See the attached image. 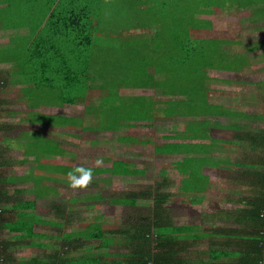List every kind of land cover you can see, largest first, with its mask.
I'll return each mask as SVG.
<instances>
[{"label": "rangeland", "instance_id": "obj_1", "mask_svg": "<svg viewBox=\"0 0 264 264\" xmlns=\"http://www.w3.org/2000/svg\"><path fill=\"white\" fill-rule=\"evenodd\" d=\"M50 1L52 0H44L43 2L39 0V2H37V6L41 9L44 16L50 12H48L47 8V4ZM165 1L167 0H90V21H92L94 24L93 32L91 31V33H94L92 44H90L91 49L88 45L84 50H82L79 45H76L74 41L75 36L72 34L67 35L65 42L59 41L61 47H65V55L68 56L69 61L72 59L71 57L74 51H78V58L79 55L83 56L84 58L91 57L90 65L88 67L86 65L80 67L79 64L77 65L74 62H71L69 65H67L62 63L61 58L59 57V66L47 67L48 75H51V77L54 79L52 82L46 80L43 81L42 78L44 77V70H42L41 67L34 68L38 70L33 72L32 76L40 80L39 83L41 85H45L41 87L42 91L38 93L35 98L36 100H45L46 103L50 104V106L40 109L44 112L36 114V119H38L40 123H43L49 122L51 116L56 114H64L68 117L72 116L70 117L72 118V124L62 126L60 128L49 126L46 127V129H49L51 132H47L54 136H59L57 132L58 130L64 131L67 134V136L64 135L62 137H58V140L63 141L64 139H73L72 142H68L70 144L69 148L72 150V152H70L71 155H69L70 157L67 159L75 160L73 156V153L75 152L78 165L71 162L65 164L61 161H49V158L46 157L47 152L42 151V149L48 148L53 150L58 147L56 144L58 142L55 143L54 140L49 138H41V142L43 143L44 141V143L38 145L32 144L31 141L27 142L29 135H31L28 130H37L38 126L30 124V122H23L16 118L20 117L17 113L32 114L26 113L34 112L30 109L31 105H26V103L20 102H15L14 104L0 103V118H3L0 120V123H5V129L1 130L0 128V150L2 149L1 154L5 157L11 156L15 159H21L20 154L22 151H25L26 154L31 152L33 153L34 151H37L39 154H41V156H39V166L37 168L32 167L28 168L29 170H27L29 163H22L21 166L14 168H0V174H20L25 171V180L32 179L37 190L50 191L53 193L51 196L49 195L45 199L39 200L38 213L46 218L50 217L51 219H56L55 216L59 215L58 208L61 207L65 210L63 214L64 222L69 220L70 222L73 221L71 224L69 222L70 225L64 226L61 231L56 230V228H51V226L61 227L60 224H50V222L47 221L49 224L48 226H40L41 229H43V232L49 233L53 236H58V234L60 235V232L61 235L62 233L64 235L65 233L74 230L77 226L79 228L81 226V222H83L84 219H92L93 217H98L101 215L105 217V223L107 225H112L114 227H117L118 225L129 226L143 219L150 218L153 220L155 219L154 213L156 210L150 209L146 206L126 207L123 205H118L112 201L114 197H119L123 194L131 193L132 191L135 193H141L143 190L152 192L153 196H158L160 194L163 196L171 195L169 200L163 201L164 204L162 207L157 208L160 209V212H162L164 218H167L168 221L171 220V222H173L175 225L185 222L202 224L203 222H208L203 221V217L205 219L210 217L213 220L217 218L218 215L215 208L217 204L215 199H218L217 203L222 200V195L221 197H218L219 193H212L211 197L216 198H211L213 201L210 200L208 202V205L211 206L210 208L216 211L213 212L210 208V210H207L208 207L202 211L198 210V207V209H196L195 207L182 204L183 200L190 199L191 197L195 196L192 194H186L185 196V194L179 192V189H182L180 188L182 186L181 181L175 180L173 185L164 184V182L168 179L173 181V179L169 177L170 173H166V171L170 170L173 166V163L177 160L182 159L184 162L182 165L187 166L184 168L187 172H189L188 180L192 175L197 173L201 174V172H203L201 169L203 165H199L200 163L196 164V162L192 161V159L198 157L193 153H190V156H193V158L189 162L186 157L159 153L155 149L156 145L167 144L176 141V139L167 140L165 138H159L157 137L158 135L162 136L172 133L176 134L182 130L183 126L186 128V131H189L194 124L193 122L189 121L192 119L191 117L162 118L157 115L158 117L153 122H146L148 126H146V124H142L143 122L139 121L138 124H140V126L131 128L127 127L124 129V131H122L123 129H119L107 132L108 130L95 129V127L99 126V124H102V120L100 119L103 117H106V120L108 121L110 118L112 119L114 115H117V112H113L112 104H109V106L107 105V108L101 109L103 104L102 102L104 101L103 97L105 94H107V91L103 89L104 86L107 84V82H110L112 86L116 83L123 82V73L129 74L133 71L132 67H123L120 65L122 61V57L120 56L122 53L120 52H122L123 49H130L136 40L140 43L148 42L147 39H154L153 41L156 40L157 42L161 40L163 42L164 33H167L174 24L172 17L173 8L176 9L178 6H183L188 9L186 14L185 12H181V18H184L185 14L186 21H191L197 15L201 19H203L201 16L206 17L205 13L207 10H200L201 8L206 7L208 9H213L214 11L217 9L218 12L215 13V17L213 18V28L202 30L201 34H196V37L201 36L229 40L228 44L225 45L229 56L227 53H225L221 57L217 56L213 59L214 63H217L222 67H214L215 69L207 67L205 71L203 70L204 75L206 74L207 77L210 76L212 78L210 101L212 103L229 105L226 107L228 113L233 112L235 108H240L235 112L241 113L242 111H245L249 116H247L248 118L245 119H223L213 117L212 122L214 125L218 126L220 125L219 123L237 124L238 126H241V130H239V132H247L253 135L259 129L264 127V0H168L167 11L162 9L164 6L163 3ZM161 11H164L166 16H160L158 12ZM156 14H158V17ZM156 28H158L156 33H159L160 37L154 32ZM11 37L12 34L10 31L0 32V52L3 51V56L12 48L15 49V47L21 44V42L15 41L16 39L10 40ZM10 41L11 43H9ZM128 42L130 48L126 46ZM117 44L119 46L118 48H116ZM144 48L147 49V46H144ZM203 48L208 49V46H203ZM135 50L139 51V48L136 49L133 47V53ZM61 53H63L62 48ZM236 55H239V57L243 56V58L241 60L239 59L238 61H235L234 58L238 57ZM205 61H207V59H205ZM49 62L54 64L52 59H50ZM86 68L88 71L87 77L91 78V82L88 83L87 81L89 86L87 92L91 102L88 104H78V107H62L61 105H58V101L61 100L62 102L61 97H63V94H61L62 88L60 87H71L72 84L78 82L76 79H71L70 82L63 81V77L66 76L64 72L69 73L71 76L73 73ZM14 69L16 70V67H14ZM150 70L151 69L149 68L147 72H150ZM163 74H167V72H164ZM192 78L194 79H191V81H195V77L192 76ZM50 84L58 85L59 90H51L50 88L52 87L48 88ZM89 84H91V88ZM7 90L8 86H3L1 84L0 78V99L4 98L6 100L5 96L6 94L8 95ZM119 94L150 96L152 100L157 102L156 107L158 109L164 108L166 106V103H162V101H165L163 100L165 96L160 90L133 87L128 89L120 88ZM72 95L75 97V92L72 93L70 97ZM85 96L86 94L83 95L82 98ZM177 98L179 97H176V99ZM80 101L83 100H78L77 97L75 98V102ZM110 101L116 104L118 100L113 98ZM116 106L118 107L119 105L116 104ZM181 106L183 105L181 104ZM86 107H89L87 111ZM178 109L179 108L176 110ZM182 110L185 111L186 109ZM12 114L15 115L13 116ZM43 115H50V118ZM35 116L30 115L29 119L34 118ZM73 117H83L82 119L84 122L82 125L80 124V126H78V121ZM196 117L201 119L198 116ZM56 118V121L60 123L65 121L64 116H58ZM106 120L104 122H107ZM199 121L201 120H198L199 125H202V122ZM110 122L112 123V121ZM154 125L155 127H153ZM171 127H174L175 130L171 129ZM215 128L216 129H212L211 131L212 137L225 140L235 139L237 129H239L238 127H235V129L233 127ZM42 130L44 129L38 130V133L46 134V132H43ZM32 134H34V132H32ZM72 134H78V136L74 137ZM139 135L142 137L154 138L153 144L151 146H125V140H121V137H136ZM74 139L78 140L76 149H74ZM181 142L185 141L183 140ZM241 143V147H235L232 145V148H230L229 151L233 156L235 155L234 159L244 161L245 164L249 162L251 163L254 158L249 151L246 152L245 150L246 144L248 142H244L241 139ZM188 148L189 149H186L187 151L192 150L191 146ZM54 152L57 153L58 151ZM111 155L115 156V158L119 160L131 161L137 168L145 169L146 174L144 176L135 177L136 179H143L142 181H145L142 183L133 182V179L130 178L134 177H130L126 178L125 182H122V179L120 181H116L117 177L100 173H98L100 174L98 175L96 173L93 174L91 182L84 188L72 189L68 186V173L75 167L97 166L95 161L98 158L103 160V163L99 166L109 167L110 164L109 162L106 163L105 158L109 159ZM199 174L197 176H199ZM219 178L220 176L218 172L212 176L214 182ZM242 179H244V182L248 184V187H251V181L254 179V176L245 174ZM26 185L28 188L30 187L29 183H26ZM20 186L23 187L25 184L21 183ZM95 195H99L101 198H93ZM10 197L13 199V202H17L22 198L16 197L15 194L10 195ZM27 197L30 199V195ZM76 205H78V210H73ZM18 208H21V205H18ZM8 209L9 208L7 207V210ZM1 214L2 212H0V220H2ZM206 215L208 217H206ZM7 217L9 216L7 215ZM229 218H231L229 220V227L241 228L247 224L246 222L236 218ZM60 219L62 218H59V220ZM32 223H34L33 220L28 222L10 221L8 226H19V224H21L22 226H27V229H32ZM226 225L228 226V223H226ZM170 229H172V227H167L164 230L168 231ZM189 229L191 234H194V227H190ZM112 234L114 233H111V235ZM3 235H5L4 237L7 239H10V237L8 238V236H6V232L1 236ZM44 237L49 240L48 235H44ZM44 237L38 236L31 238V240L44 239ZM120 237H123V235ZM13 240H15V238ZM31 240L26 239L25 241H20L19 244H22L20 245V248L14 247L15 249L10 251L14 258L20 260L28 259L35 255L45 256L49 253V251H52L36 248V245L41 246V242L35 243V247H30ZM60 240L61 238L52 239V243L60 244ZM86 242L96 243L98 240L92 239L86 240ZM55 248L60 249L61 246L52 247V249ZM127 251L128 249H125L123 246H121V244L117 243L112 244L109 249L98 251L99 253L91 252L87 253L86 255H106V252L121 254L122 252ZM78 254L80 257L81 252L75 250L70 252L67 256L78 257ZM108 264H113V262L110 261Z\"/></svg>", "mask_w": 264, "mask_h": 264}, {"label": "trees", "instance_id": "obj_2", "mask_svg": "<svg viewBox=\"0 0 264 264\" xmlns=\"http://www.w3.org/2000/svg\"><path fill=\"white\" fill-rule=\"evenodd\" d=\"M18 1H20L21 6L17 8L15 7V4ZM18 1L0 0V4L7 3L5 8H0V28L11 29L26 26V21L28 19H35V17L38 16L41 18L39 22L35 21L34 24H31L33 35L41 32L42 26L44 25L43 34L36 37L32 46L28 44V39L23 37H21V39H16L15 41L21 42V44L15 47V49L12 48L4 56L3 51H1L0 61L15 59L19 63V66L22 67H45L46 69L43 71L44 75L51 77V75H48L47 67H50V65L52 66L53 64L49 62V60L51 57H55V48H57V50L59 48H63L61 45H58V43L55 44V42H65L66 38H45L43 37L44 33H55V35L58 36L60 35L59 33L62 32H65L68 35L72 34L75 36L74 41L76 45H79L82 50H84L88 45L91 49L90 44H92L94 34L91 33V31L93 32L94 24L90 21V0H52L47 4L48 12H50L46 16L43 15V12L37 6V2H39V0ZM41 1L43 2L44 0ZM11 4L12 7L10 6ZM163 5L162 9L167 11L168 0L165 1ZM200 10H207L205 13L206 17L201 16L203 18L201 19L197 15L191 21H186L185 14L188 9L183 6H178L176 9L173 8L172 17L174 24L167 33H164L163 42L161 40L157 42L156 40L153 41L154 39H147L148 42L140 43L136 40L131 48L129 47L128 42L126 46L130 49H123L122 52L119 51L122 53V55H120L122 57L120 65L123 67H132L133 71L129 74L123 73V82L116 83L113 86L110 82H107L104 86L103 89L107 91V94L103 97L104 101L102 102L103 104L101 109L107 108V105L109 106V104H112L113 112H117V115H114V117L112 119L110 118L108 121L106 120V117H103L100 119L102 120V124H99V126L95 127V129L108 131L119 130L125 124H128V126H140V124H138L139 121H150L155 118L156 111H158V108L156 107L157 102L152 100L150 96L119 94L120 88L130 87L155 88L157 90L162 89L167 95L178 96V99L167 102L169 104L168 107L159 109L160 115L192 117L189 121L193 122L195 125L193 124V127L189 131H183V134L180 133L177 135L158 136L159 138H177L183 140L196 139L200 137L204 138L207 128L214 126V123L211 120L213 117L248 116L245 111H242L241 113L235 112L240 108H235L233 112L228 113L226 107L229 105L212 103L210 101L212 78L210 76L207 77L206 74L204 75L203 70L205 71L207 67H222L217 63H214L213 59L217 56L221 57L225 53L229 56V53L224 49V45L228 44L229 40L201 36L196 37V34H201L202 30L213 28V18L215 17V13L218 12L217 9L214 11L213 9H208L206 7L201 8ZM181 12H185L184 18H181ZM158 13L160 16H166L164 11ZM157 15L158 14H156V16ZM44 21H46V23H44ZM157 29L158 28L154 30L155 33L158 31ZM156 34L159 35V33ZM50 41L53 42L51 45ZM9 43H11V41ZM144 46H147V49L144 48ZM203 46H208V49L203 48ZM118 47L119 46L117 44L116 48ZM133 47L136 49L139 48V51L135 50V54L133 53ZM52 48H54V50H52ZM77 53L78 51H74L71 57L72 59L69 61L68 56L65 55V51L63 53L60 52L57 55V59L60 57L62 63L67 65L74 62L77 65L79 64L80 67H83V65L88 67L91 63V57L89 56L90 58H84L79 55L78 58ZM236 56L238 57L234 58L235 61L243 58V56ZM205 59H207V61H205ZM57 63L58 64L53 67L59 66L60 59ZM149 68L151 70L150 72H147ZM164 72H167V74H163ZM64 74L67 76L68 82H70L71 79H76L78 82L72 84L71 87L65 86L62 88L61 94H63V97L61 98L63 100V104L68 106L75 105L76 96L74 97L72 95L70 97V95L74 92L75 94L78 93V100H83L78 102V104H81V102L87 104L90 103L91 100H89L88 97L85 96L82 98V96L87 92V80L90 78L87 77V68L73 73L74 76H70L69 73L66 72H64ZM192 76L195 77V81H191V79H194ZM113 98L118 100L116 102V104L119 105L118 107L114 104V102L110 101ZM181 104L183 106H181ZM88 108L89 107H86V111ZM177 108L179 109L176 110ZM182 109L186 110L183 111ZM196 116L201 119H198ZM56 119L57 118L55 116H51L49 122L52 125L57 126L72 124V118L70 117H64L65 121L63 123L56 121ZM105 120L107 122H104ZM198 120H201L199 122H202V125H199ZM110 121H112V123ZM83 122L84 120L82 118H78V126H80V124L82 125ZM227 126L231 127V125ZM236 137L248 141L251 145V151L249 152L255 162L250 174L254 176V179L251 181V185L252 188H259V196L258 199L246 201L247 207L244 211H242L244 214L241 213L242 216L238 218V220L246 222L247 224L241 228L231 227L227 229L228 235L237 238L231 245H235V247L241 246L242 249L236 251L232 255H228L229 253L224 251L220 252L215 250L211 257L216 262L212 264H229L230 261L223 259L222 256L226 258L233 256L240 257L236 264H264V127L259 129L254 135L250 133L241 134L239 132L236 134ZM121 138V140L127 141L128 145L151 146L154 142V138L152 137L147 138L136 136ZM184 145L186 144H183V142H172L156 145V147H154L156 151L163 154H190L193 152L196 154L202 153L201 150H197L199 146H196L195 149L187 151L183 149ZM192 158L193 157H187L189 162ZM106 160L112 163V167H90L93 170V174L108 172L113 175H134L139 172L131 162L116 160L112 156L109 159L106 158ZM192 161L196 162V164L200 163L199 165L216 164L213 158L210 159L209 157L202 156L195 157ZM198 174L199 173L192 175L191 177L193 185H195V181L204 183L205 180H208L207 176L204 174H199V176H197ZM13 178L19 181H26V177ZM10 180L13 179L10 177ZM27 181L33 180L27 179ZM34 191H36L37 198L43 196V193L40 190H37L36 185L34 187ZM22 192L24 193L25 190L19 191V193ZM148 197L149 193L146 192H143L141 195L131 194L124 197L125 199H120L119 202L125 205H146V207L148 206V208L151 207L152 209L156 208V206L152 207L155 204L162 203L161 201H157L155 197L153 198L154 202H152L148 200ZM93 198H100V196H93ZM144 199L147 200L144 201ZM33 202V204L31 202H22L23 204H21V207L24 209L30 207L32 208L36 204V201ZM73 210H78V206ZM64 211V208H58V219L62 218L61 220H63V222H57V220L50 219H45V222L48 221L50 224H60L61 226L70 225L72 221L70 222L69 220L64 222ZM43 220L44 219L37 217V221ZM105 221L106 220L103 215L93 217L92 219H84L79 228L77 227L71 232L64 234L63 245L60 249H52V252L50 254L48 253L49 255L47 254L44 257L42 256L32 260V264H108L110 261L113 262V264L205 263L204 257L199 256L195 258L192 256L195 252L188 249L187 242L190 238L194 237V235L190 232V227L185 228L171 226L173 227L172 229L165 231V225L169 226V222L165 220L163 215L158 216L156 224L155 219L151 220L150 218L143 219L129 226L118 225L117 227L107 225ZM34 223H32V226H34ZM11 230L23 231L25 236L31 238L36 237L37 235L44 237L43 235H45L35 233L33 231V227L32 229H24V227L20 224L19 226H12ZM195 232H198L197 234L201 233L199 235L196 234L198 238L202 237L201 231H194V234ZM111 233L114 234L111 235ZM118 234L120 236L123 235V237H120ZM92 239H96L98 242H86V240ZM76 240L78 245H74ZM117 243L121 244V246L125 249H128V251L122 252L121 254L106 252V255H86L91 252L99 253L98 251L109 249L112 244ZM1 244L0 264L7 263L9 258L6 253V245L4 243ZM40 245L41 247H45L47 249L53 247L51 243L48 244L41 242ZM75 250L81 252L80 257L79 254L78 257L67 256L70 252ZM202 252L203 251H200L198 253L201 255Z\"/></svg>", "mask_w": 264, "mask_h": 264}, {"label": "crops", "instance_id": "obj_3", "mask_svg": "<svg viewBox=\"0 0 264 264\" xmlns=\"http://www.w3.org/2000/svg\"><path fill=\"white\" fill-rule=\"evenodd\" d=\"M6 6H7V3L0 4V8H5ZM10 6L12 7V4ZM20 6H21L20 1H18L15 4V7L18 8ZM40 19L41 18L38 16L35 17V19H32V18L28 19L26 21L27 25L19 27V28L18 27L17 28L16 27L11 28V29L0 28V32L10 31L12 34V37L10 38V40L11 39H21V37H23L25 39H28V41H29L28 44H30L32 46L36 37L43 34L44 25L42 26L41 32H38L37 34L33 35L31 24H34L35 21L39 22ZM44 23H46V21H44ZM59 34L60 35L58 36V35H55V33H44L43 37L61 39V38H66L68 35L67 33H59ZM55 41H56V39H55ZM51 43H53V42L50 41V45H51ZM56 43H58V45H60L59 42H55V44ZM225 45H224V49L226 50ZM62 49L64 52L65 48L63 47ZM52 50H54V48H52ZM54 51H55V57H53V58L51 57V59L54 61V64L52 66L50 65V67L56 66L58 64L57 62H59V59H57V55L61 52V48H59L58 50H57V48H55ZM0 65H1L0 66L1 84L3 86H8V90H7L8 95L6 94V96H5L6 100L4 98L0 99V103H3V104H8V103L14 104L15 102L16 103H19V102L20 103H26V105H31L30 109H31V111H34V112H26V113H32V114L17 113L20 117L19 118L17 117L16 119H19V120L26 122V123L30 122V124H32V125L34 124V125L38 126L37 130L36 129L35 130L34 129L28 130L31 135H29L27 142L31 141L32 144L38 145V144L44 143V141H43V143L41 142V140H40L41 138H49L51 140H54L55 143L58 142V143H56L58 145V147H56L53 150L48 149V148L42 149V151L47 152V153L46 152L45 153L47 154L46 157L49 158V161L50 162L61 161L65 164H68L69 162H71V163H75L78 165V160L75 157V155H76L75 152L73 153L75 160L67 159L68 157H70L69 155H71L70 152H72V150H70V148H69L70 144L68 142L69 141L72 142L73 139H70V140L64 139L63 141L58 140V137H62L64 135L67 136V134L64 131L58 130L57 132H58L59 136H54V135H51L47 132L50 130L46 129V127L55 126V127L60 128V127H62V125H59V126L52 125L50 122L40 123L39 120L36 119V116H35L36 114H40L41 112H44V111L40 110L41 108H45L47 106H50V104L46 103L45 100H39V99L36 100V98H35V96L42 91L41 87L45 86V85H43V84L41 85L39 83L40 80H38V79H36V77L32 76L33 72H36L38 69H34L35 67L19 66V63L15 59L14 60H7V61L2 60V61H0ZM14 67H16V70L14 69ZM41 68H42V70L46 69L45 67H41ZM42 79H43V81L46 80L49 82H52L54 80L53 78L47 77L46 75H44V77ZM63 81L68 82L67 76L63 77ZM87 81H88V83L91 82V78H89ZM89 85L91 88V84H89ZM49 87H52V88H50L51 90L59 89L58 85L50 84L48 86V88ZM64 87L65 86H61L60 88H64ZM87 87H89V86L87 85ZM142 89H151L152 90L155 88H142ZM86 91H87V88H86ZM160 91L163 92L162 89ZM19 92H21V93H19ZM163 94L165 96V98L163 100H165V101H162V100L161 101H162V103L163 102L166 103L165 107L169 106V104L167 103L168 101H170V102L174 101V100H176V97H178V96L167 95L164 92H163ZM76 97L78 99V93L76 94ZM86 97H88V92H86ZM88 99L90 100L89 97H88ZM58 102H59L58 105H61L62 107L68 106L66 104H63V102H61V100H59ZM81 104H83V102H81ZM73 107H78V102H75V105ZM12 115L14 116L15 114H12ZM25 115H27V116H25ZM30 115L35 116V117L29 119ZM50 115H43V116H47L48 118H50ZM157 115L159 117H162V118H173V117L178 118V117H180V116H173V115H160V113L158 111H156L155 118L150 120L149 122L151 123L154 120H156V118L158 117ZM52 116L53 117L54 116L55 117H58V116L68 117L64 114H59V115L56 114V115H52ZM70 117H72V116H70ZM186 117L189 118L190 116H186ZM74 118H75V120L78 121V118H83V117H74ZM218 118L245 119L248 117L242 116V117H218ZM1 119H3V118H0V120ZM141 122H143L142 124H146V122H148V121H141ZM2 124L3 123H0L1 130L5 129V127H4L5 123L3 125ZM219 124L220 125H218V126L214 125V126L208 127L206 132H205L206 134H205L204 138L200 137V138H196V139H187L188 141L184 140L185 142H183V144H186V145H184V148H183L184 150L189 149L188 148L189 146H187L188 144L191 146L192 149H195L196 146H199V148H197V150L198 149L201 150L202 153L201 154H195L193 152L194 155H197V156L200 155L202 157H209L210 159L213 158L215 160L216 164L203 165L201 168L203 171V172H201V174H204L205 176H207L208 180H205L204 183L199 182V181H195V185H193L192 179H191L192 176L188 180L189 172H187L185 170L184 167H187V166L182 165L184 162L181 159V160L175 161L173 163L172 168L170 170L166 171V173H170L169 177H171L173 179V181L168 179L170 182L168 180L164 182V184L173 185V182L175 180L181 181L182 186L180 188H182V189H179V192L182 194H185V196H186V194L187 195L192 194L195 196V197H191L190 199L183 200L182 204H185V205H188L191 207H195L196 209L199 208L198 210H202V211H204L205 208H207V207H208L207 210L211 209L210 208L211 206L208 205V202L210 200L213 201L212 199L216 198V197L215 198L211 197L212 193H219L218 197H221V195H222L221 199L223 201L221 200L220 202L217 203L218 199H215V202L217 204L215 208L217 211L211 209L213 212H215V211L217 212L218 216H217V218H215V220L211 219L210 217H208L206 215V217H208V218L205 219L203 217V221H208V222L202 221L203 222L202 224H198V223H194V222H192V223L185 222V223H180V224L175 225L173 222H171V220L168 221V219L165 218V220H167L169 222V226L165 225V229L167 227H171V226H173V227H185V228L186 227H194L195 231H201L202 232L201 238L200 237L198 238L196 236V234L198 232H195V234H193L194 237L190 238L187 243H188V249L195 252L194 254H192V256H194L195 258H197L199 256L205 258V263H203V264H212V263L216 262L211 257L212 253L215 250L220 251V252L224 251L226 253H229L228 255H232L236 251H239L242 249L241 246L235 247V245L234 246L231 245L234 243V241L237 238L228 235L227 229L231 228V227H229V220L231 219L229 217H233V218L238 219L240 216H242V214H244V212L242 213V211H244V209H246V207H247L246 201H249L251 199H258V196H259V188H252V185H251V187H248V184L244 182V179H242V177L245 174L246 175L248 173H249L248 175L251 174V170L253 169L252 167H254V164H255L254 160L251 161V163L249 162V163L245 164L244 161H239L238 159H234L235 155L233 156L231 154V152L229 151V149L232 148L231 147L232 145H234L235 147L236 146L237 147L242 146L241 138L235 137V139L225 140V139L214 138L211 135V131H212V129H216L215 127L222 128V127H228L227 125H231V127H233L234 129H235V127H238L239 129H237V133H239V130H241V126H238L237 124H221V123H219ZM67 125H69V124H66L63 126H67ZM146 126H148V125H146ZM127 127L131 128V127H135V126H128V124H125L120 129L121 130L123 129L122 131H124V129ZM153 127H155V125ZM41 129H44L45 131L44 130H42V131L46 132V134L38 133V130H41ZM171 129H174V127H171ZM183 131H186V128L184 126H183L182 130H180V132H177L176 134L172 133V134H168V135H177L180 133L183 134ZM32 132H34V134H32ZM107 132H109V131H107ZM244 133L247 134V132H244ZM244 133H241V134H244ZM33 135H35V136H33ZM72 135L74 137L78 136V134H72ZM158 136L160 137L161 135H158ZM37 138H39V139H37ZM74 140H75V142H74L75 148L74 149H76L77 148L76 146L78 145V140H76V139H74ZM181 141H183V139H177L176 138V141H174V142H181ZM243 141L248 142L246 140H243ZM27 142H24V143H27ZM125 142H124V145L128 146L127 141H125ZM46 144H48V143H46ZM250 148H251V145L248 142L246 144V147H245L246 152L251 151ZM1 150H0V168H4V167L7 169L11 168V167L14 168L17 166H21L22 163H29L27 170H29L28 168H32V167L37 168L39 166L38 165L39 164V158H40L39 156H41V154H39V152H37V151H34L33 153L31 152L29 154H26L25 151H22L20 154L21 159H15L11 156L5 157L4 155L1 154ZM54 151H58V152L56 153ZM191 154L169 153L168 155L181 156V157L187 158V157H193V156H190ZM111 156L114 159L119 160V159L115 158V156H113V155H111ZM120 161L131 162V161H127V160H120ZM108 162L109 161L106 160V163H108ZM131 163H133V162H131ZM109 164H110L109 167H112V163L109 162ZM90 167L95 168L97 166H90ZM98 167H107V166H98ZM109 167H107V168H109ZM134 167L139 171L137 174H134V175L133 174L132 175H113L112 173H108V172L107 173H100V174L111 175L113 177H117L116 181H120L122 179V182H125L126 178L134 177V178H130V179H133L132 180L133 182H139V183L144 182L145 180L142 181L143 179H136L135 177L144 176L146 174V170L142 169V168H137L135 166V164H134ZM216 172L219 173L220 178L214 182L212 179V176ZM24 173H25V171L23 173H20V174H3V173L0 174V181H1L0 182V201H3V202L5 201L4 203L0 202V212H2V214H1L2 220H0V238H2V239H0V242L4 243L6 245V253H7V256H9L7 263H4V264H32V260L42 257V256L35 255V256H32L31 258H28V259L18 260L16 258H14V256L11 254L10 251L15 249L14 247L20 248V245H22V244H19V242L25 241L26 239L31 240V237L25 236V233L23 231H12L11 230L12 226H8L10 224V221H13V222H22V221L26 222L27 221L28 222L30 220H33V222H35L34 226H33V231L35 233H40L42 235L45 234V235L49 236V240H47V238H45V237H44V239H37V240L32 239L30 241V247L36 245L35 243H38V242H43V243H48V244L51 243L53 245V247H59L60 245L62 247V245H63L62 244L63 240H64L63 233L61 235V232H60V235L58 234V236H53V235H50L49 233L43 232V229H41V227L49 225L48 222H45L46 221L45 219L57 220V222L58 221L63 222V220L58 219V215L55 216L56 219H51L50 217L46 218L43 215H40L38 213V208H39L38 202H39V200L45 199L49 195L51 196V194H53V193L50 191L40 190L43 193V196L37 198L36 191H34L35 183L33 181H27V180L26 181H19V180H15L13 178V177H15V178L16 177H22V178L26 177V175ZM100 174H98V175H100ZM10 177L13 180H10ZM221 182H223L224 184ZM21 183H24L25 186H23V187L20 186ZM26 183L30 184L29 188L27 187ZM174 185H175V183H174ZM12 188H14V189H12ZM21 190H25V192L19 193V191H21ZM143 192L149 193L148 200L154 202L153 198L155 197L157 201L162 202L161 204L157 203L154 206H152V207L156 206V208L153 209V210H156V212L154 213L155 224H156L158 216L162 215V212H160V209L157 207H162V205L164 204L163 201L169 200L171 198V195H164L163 196L162 194H160L158 196H156V195L153 196L152 192H149V191L147 192L146 190H143L141 193H135L132 191L131 193H126V194H123L124 193L123 192V193H121L123 195H121L119 197H114V199H112V201H114L118 205H123L126 207H141L140 205H125V204L120 203L119 200L125 199L124 197H127L128 195H131V194L141 195ZM13 194H15L16 197H22V198L19 199L17 202H13V199L10 197V195H13ZM28 195H30V199H28V197H27ZM95 196L97 197L99 195H95ZM139 199H142V198H139ZM145 200H147V199H144V201ZM33 201H36V204L32 208L31 207L25 208V209L22 207L18 208V205L23 204L22 202H24V203H30L31 202L33 204L34 203ZM77 206L78 205H76L75 208H77ZM144 206H146V205H144ZM7 207L9 208L8 210H7ZM149 208L152 209L151 207H149ZM7 215L9 217H7ZM210 216H211V214H210ZM37 217H40L44 220L43 221H37ZM226 223H228V226L226 225ZM64 226H66V225H63L61 227L51 226V228H56V230L61 231ZM22 227H24V229H27V226H25V225ZM59 231H58V233H59ZM5 232H6V236H8V238L10 237V239H7L6 237H4L5 235L1 236ZM7 232H8V234H7ZM224 233H225V235H224ZM197 235H199V234H197ZM36 237H38V235ZM12 238L13 239L15 238V240H13ZM59 238H61L60 244L52 243V239H59ZM16 240H18V241H16ZM61 241H62V243H61ZM74 245H78L77 240L74 243ZM36 246H37L36 248H40V249H44V250L47 249L45 247H41L38 245H36ZM47 250H52V248L47 249ZM199 250L203 251L201 253V255L198 253V252H200ZM51 252L49 251V254ZM222 258L229 260L230 261L229 264H236L238 262V260L240 259V257H238V256H233L230 258L229 257L226 258V257L222 256Z\"/></svg>", "mask_w": 264, "mask_h": 264}, {"label": "clouds", "instance_id": "obj_4", "mask_svg": "<svg viewBox=\"0 0 264 264\" xmlns=\"http://www.w3.org/2000/svg\"><path fill=\"white\" fill-rule=\"evenodd\" d=\"M95 163L97 166H99L103 163V160L98 158ZM92 176L93 170L91 168L77 166L75 169L68 173V186L72 189L84 188L91 182Z\"/></svg>", "mask_w": 264, "mask_h": 264}]
</instances>
